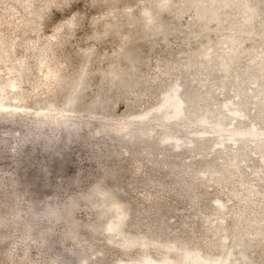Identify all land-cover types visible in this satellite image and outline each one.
<instances>
[{
  "label": "rangeland",
  "instance_id": "374dc122",
  "mask_svg": "<svg viewBox=\"0 0 264 264\" xmlns=\"http://www.w3.org/2000/svg\"><path fill=\"white\" fill-rule=\"evenodd\" d=\"M0 42V264H140L164 244L175 264H191L185 250L264 264V0H0ZM176 86L185 115L163 119L156 107ZM188 88L209 113H192ZM98 97L108 105L93 110ZM200 132L192 147L160 142ZM227 177L228 189L212 182ZM112 200L124 233L150 246L108 232Z\"/></svg>",
  "mask_w": 264,
  "mask_h": 264
},
{
  "label": "bare ground",
  "instance_id": "6f19581e",
  "mask_svg": "<svg viewBox=\"0 0 264 264\" xmlns=\"http://www.w3.org/2000/svg\"><path fill=\"white\" fill-rule=\"evenodd\" d=\"M212 1L214 2L216 0H212ZM163 2H164V5L167 6V0H163ZM4 51L5 50H3V53ZM203 55L205 56L204 58L209 57L208 52H204ZM222 71L223 72L227 71L226 65L222 67ZM179 93H180V89L178 86H176L171 91L165 94L163 101L156 107L158 112L163 117V119H166V120L172 119V118L174 119V118H179L185 115L183 103L181 101ZM242 117H244L242 113L240 112L234 113V118L238 119ZM252 130H254V128H251V131ZM195 137L202 138L204 137V133L203 132H200L197 134L192 133L188 135V138L183 143L179 141L178 136L167 133L165 136L162 137L160 142L162 145L170 144L172 145V147L176 149H181L184 146H187V147L194 146L196 142ZM224 139L225 138L218 135L216 137L215 145L220 146V147L224 146L226 144V141H224ZM229 140H230V143L233 145L238 144L236 143L237 139L235 138V136H231ZM217 206L219 207V210L221 211L225 210L224 204H222L219 200H217ZM110 208L114 211V216L111 218L107 226V230L109 233H113L118 236L124 237L123 244L128 247L134 244H141L142 247L146 248L147 246H150V244H152L150 242L144 241L143 239L138 240L136 237H132V236L129 237L124 233L123 228L125 226L126 219H127V210L123 204L117 202L116 200H112L110 203ZM163 248L165 249V254L161 258L152 260L148 255H144L140 261V264H175L176 260L170 261V256H169V253L174 251V246L171 244H164ZM182 260L189 261L191 264H229L232 258H231V254H228L225 257H208V256H204L200 252L185 250L183 252ZM117 264H123V263L118 262ZM127 264H131V262Z\"/></svg>",
  "mask_w": 264,
  "mask_h": 264
},
{
  "label": "trees",
  "instance_id": "16d2710c",
  "mask_svg": "<svg viewBox=\"0 0 264 264\" xmlns=\"http://www.w3.org/2000/svg\"><path fill=\"white\" fill-rule=\"evenodd\" d=\"M105 34V33H104ZM196 58H195V56H192L191 57V59H190V63L189 62H186L185 64H184V67H183V71H185V72H188V71H190L192 68H193V70H195V67H193L194 65H192L196 60H195ZM192 62V63H191ZM202 69H204V66H199V70H198V72H200L201 73V70ZM182 70L181 71H179V73L177 74V78L179 79V81H183V78L185 79V75H184V77H183V72H182ZM205 71H206V68H205ZM206 78V77H205ZM105 81H107V78L106 79H104ZM82 82H83V80H82ZM197 82H199V81H195V83H197ZM206 81H202L201 83H202V87H203V84L205 83ZM78 87H80V85H78ZM78 87H75V89L74 88H70L69 89V101H68V105L69 106H74L75 107V105L77 106V105H79V103H81L82 101V99L83 98H78L77 97V94H76V89L78 88ZM181 90H183V88H181ZM219 92H221V90H219ZM187 93H188V97H189V100L191 101V104H192V113L193 112H206V113H209V106H210V100L207 98V97H205L201 92H199V91H197L196 90V88H188V90H187ZM92 105L90 106V108L91 109H93L94 110V108H99L100 107V105L102 106H104V108L105 107H107L106 105H108L107 103H105L104 101H102L101 100V97H98V98H96L94 101H93V103H91ZM220 116V115H219ZM221 117L222 116H220V117H217V119H216V123H215V125H217V126H219V121H220V119H221ZM193 122H191V123H198V124H202V125H205V124H207L209 121H207V119H206V117H198L197 119H194V120H192ZM207 121V122H206ZM210 155H212L211 153H209L208 152V154H207V156H210ZM205 155H203V154H200V155H198V157L197 158H195L194 160H199L201 157H204ZM192 160V159H191ZM153 162V161H152ZM230 163H231V165H226V167L227 168H224V170H228L229 168H235L236 166H235V161H230ZM156 164H158V165H160L159 163H156ZM163 164H161L160 166H162ZM164 166V165H163ZM206 166V165H205ZM208 166H211V165H208ZM207 168H210V167H207ZM189 174L190 175H192V174H194L193 173V171H190L189 172ZM222 175V173H218V176H221ZM255 175H257V173H255ZM254 175V176H255ZM196 177V176H195ZM196 178H198V177H196ZM147 179V178H146ZM192 179V178H191ZM232 179V177H227L226 179H223V180H216V181H212V182H215V183H217V184H219V185H221L222 186V188L223 189H228L229 188V186H231V185H233V182H231V181H233V180H231ZM145 181V179H141V182H144ZM240 184V183H239ZM238 184V185H239ZM244 185L245 184H247L248 185V183H243ZM243 185V186H244ZM121 186H122V183L120 182V181H118V183H117V186L114 188V191H117L118 193L120 192H122V188H121ZM101 186H97V188L95 189V193H98L99 194V196H102L103 197V194L104 193H100L99 192V188H100ZM232 190H234V189H232ZM111 192V191H110ZM253 196H255V194H249V196H247L246 197V199H243V202L244 203H248V200L249 199H251ZM204 196L203 195H201V193L198 191V190H196V198H197V205L194 207V208H196L199 204H201L202 202V198H203ZM93 208H95V206L93 205ZM163 209H164V207L162 206V207H159L157 210H153L154 212L153 213H155L156 215H160L161 213H163ZM95 210V209H94ZM244 210V209H243ZM242 212H244V211H242ZM246 213H241V214H238L237 216H238V218H239V220L241 221V223L244 225L245 224V226L247 225V220L244 218V216L245 215H249V217H251L252 218V215L248 212V211H245ZM137 214H136V218L138 217V220H139V215L142 213V210L141 211H139V210H137V212H136ZM44 214H46L47 215V211H45L44 212ZM262 216H264V213H263V215ZM152 217L154 218V215H152ZM94 220V219H93ZM154 219H152L151 221H153ZM136 222H137V220H136ZM260 222V221H259ZM161 223V225H160V227L161 228H163V229H166L167 227H168V223H167V221L165 222V221H161L160 222ZM255 223V225L257 224V221H255L254 222ZM239 224V223H238ZM261 224V223H260ZM262 224H263V222H262ZM183 225H185V223L183 224ZM94 226H95V223H93V221L89 224V228H90V230L92 231V233H95V229H94ZM236 229H238V225L235 227ZM74 233H75V230H74ZM215 239V238H214ZM252 242H255V240H252ZM209 245H212L211 243H208ZM87 258L86 259H84L83 261H82V263L81 264H87Z\"/></svg>",
  "mask_w": 264,
  "mask_h": 264
},
{
  "label": "clouds",
  "instance_id": "9594fccd",
  "mask_svg": "<svg viewBox=\"0 0 264 264\" xmlns=\"http://www.w3.org/2000/svg\"><path fill=\"white\" fill-rule=\"evenodd\" d=\"M62 209L60 206L57 205H51L49 206V208L47 209V215L52 217V218H57L59 217V215L61 214Z\"/></svg>",
  "mask_w": 264,
  "mask_h": 264
}]
</instances>
